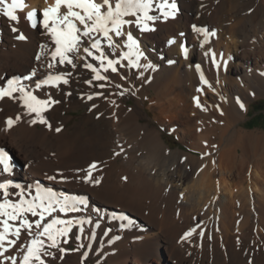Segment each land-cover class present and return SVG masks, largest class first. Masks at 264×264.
<instances>
[{"label":"bare ground","instance_id":"6f19581e","mask_svg":"<svg viewBox=\"0 0 264 264\" xmlns=\"http://www.w3.org/2000/svg\"><path fill=\"white\" fill-rule=\"evenodd\" d=\"M24 3L18 22L0 15V87L19 77L39 99L58 103L42 113L48 127L31 123L36 114H28L20 99H0V145L14 164L12 173H0V183H9L10 193H18L13 185L20 184L35 195L40 185L86 201L76 212H56L44 221L71 220L65 245L75 235V243L86 247L66 246L52 252L55 258L43 256L45 264H85V253L100 256L98 264H264V131L242 126L251 100L264 94V0H175L176 15L166 20L162 0H155L150 14L160 18L148 22L153 30L124 29L137 41L140 67L123 59L118 72L102 70L108 77L98 81L103 88L83 66L99 67V61L84 60L82 51L75 68L52 61L54 42L40 21L55 0ZM32 10L35 28L26 19ZM193 26L215 35L205 42V33ZM20 33L27 39H17ZM113 38L118 47L102 42L104 51L120 59L128 50L126 36ZM59 73L68 74V84L35 87ZM78 110L76 122L65 127L68 113ZM17 116L8 128L6 120ZM159 126L200 154L169 147ZM98 160L112 176L95 178L93 170L100 183L85 182L83 167ZM28 239L22 231L6 253L16 255L17 264Z\"/></svg>","mask_w":264,"mask_h":264},{"label":"snow or ice","instance_id":"6c2138e0","mask_svg":"<svg viewBox=\"0 0 264 264\" xmlns=\"http://www.w3.org/2000/svg\"><path fill=\"white\" fill-rule=\"evenodd\" d=\"M154 5L155 0H114V2L113 0H99V2L97 0H55L54 4L43 8V19L40 21L54 42V50L51 52L52 61H58L61 65L67 63L75 68L74 58H81L80 53L82 51L85 54L84 60L92 57L93 60L99 61V67H96L93 63H84L83 65L95 74L93 79L97 81L108 79L107 76L101 74L102 70L104 72L109 70L118 72L117 65L123 59H126L130 66L140 67L139 58L142 53L138 49L137 41L131 32L126 33L124 29L125 26L136 25L144 31L153 30L149 27L148 22L160 18L150 14ZM25 6L24 0H11L10 3L9 0H0V15L10 21L18 22L20 18L17 15V10H22ZM160 7L165 20L169 17H175L178 10L175 0H170V2L169 0H162ZM62 8L65 11L62 12ZM36 17V10L29 11L26 14V19L31 21V27L33 28L38 25ZM193 28L197 32L205 33V42H207L209 35H215L214 32L208 33L205 29H199L195 26ZM12 31L17 32L18 29L14 27ZM124 36H126L128 50L123 53L120 59L110 58L109 54L105 53L102 42L106 43L109 49L114 50L118 45L113 37L120 38ZM17 39L26 40L27 37L20 33ZM85 44L87 46H84ZM44 47L41 46V54L44 53ZM184 52L187 55V48L184 49ZM212 56L215 59V53H212ZM37 59H40V56H37ZM54 66L55 64L52 62L47 64L49 69ZM217 67H219V64H217ZM196 68L199 70L200 65L197 64ZM31 75H36L35 70ZM67 75L65 73L49 74L45 79L37 82L35 87L39 89L44 85L59 87L60 83L68 84ZM25 79H31V76L25 77ZM201 79L205 84L208 83L204 79L203 72H201ZM92 82V80L87 81L88 84H92ZM99 87L103 88L105 85L100 84ZM14 93H21V95L17 97ZM120 94L123 95V92ZM96 95H102V93L98 92ZM5 97L20 99L28 114L35 113L36 118L32 119L31 123L35 124L39 121L51 127L42 113L58 101L52 100L51 97L39 99L33 91L27 90L21 84L19 77L9 79L6 86L0 87V99ZM87 98L89 100L93 99L92 96ZM194 99L197 106H200L199 98L195 97ZM240 107L243 108L244 105L241 103ZM19 120V116L15 119L9 117L6 120V125L11 128ZM56 131L59 132L60 129L57 128ZM11 160L8 151L0 148V173H12L14 164ZM96 168V163L90 164L82 179L85 182L99 184V179L93 180L92 178V171ZM48 179L56 180V177L51 176ZM62 179L66 180L67 178L62 177ZM9 187V183H0V195L3 197L0 200V264H17L18 257L16 255H6V253L17 245L22 231L29 239L18 249L22 253L19 264H45L43 256L55 258V253L47 249L59 248L60 238L66 237L73 225L71 220L59 218H53L45 223L46 217H51L56 212H76L79 210L78 205H84L86 201L83 198H73L57 193L40 185L36 186L35 195H32L31 191L26 193L24 186L20 184L13 185L14 188L20 190L18 193H10ZM11 195H16L18 199L13 201L9 198ZM29 214L36 219L30 220L28 218ZM57 225L61 227H56ZM80 231L83 232L82 227ZM195 231L196 229L190 230L185 234V237L191 236ZM200 235H203V233H200ZM77 238L79 239V237ZM59 251L63 253L65 249L59 248ZM84 255L86 257L87 253Z\"/></svg>","mask_w":264,"mask_h":264},{"label":"rangeland","instance_id":"374dc122","mask_svg":"<svg viewBox=\"0 0 264 264\" xmlns=\"http://www.w3.org/2000/svg\"><path fill=\"white\" fill-rule=\"evenodd\" d=\"M96 85L99 86L98 81L96 82ZM133 101L134 100L131 99L130 101H128V104H131V102H133ZM82 110H78L75 112H69L68 114H71L72 118L66 123L65 127H68V126L72 125L73 123H75L76 120L78 119V114H80ZM46 116L48 118H50V112H47ZM242 126L244 128L250 129V130L253 129V130L264 131V94L259 95L258 97L253 98L251 100L250 110L247 113L246 118L242 121ZM159 127L163 130V134H164V138L166 140V143L172 149H181L183 151L190 152L193 154H200V152L192 149L187 144V142H188L187 140L183 141L179 134L175 133L172 130H168L166 128V126H159ZM0 146H1V148H4L6 151H9L6 146H4V145H0ZM96 165H97V168L94 170L93 177H95V178H107L108 176H112L113 171H110L111 169L110 170L108 169V165L105 164L104 160L103 161L102 160L96 161ZM88 168H89L88 166L83 167V171L86 172V170ZM98 170H100V171L98 172ZM75 240L78 241V239H76L75 235H73L68 239V243L65 245L64 238L61 237L59 240V248L65 249L66 246L69 248H74V249L86 247L85 245L81 244L80 242H79V244H76ZM81 245H83V247H81ZM59 248H49L50 249L49 251L50 252L58 251ZM99 258H100V256L93 257L90 254H87V256L84 258V262H85V264H98L100 262ZM101 262H103V261H101Z\"/></svg>","mask_w":264,"mask_h":264}]
</instances>
